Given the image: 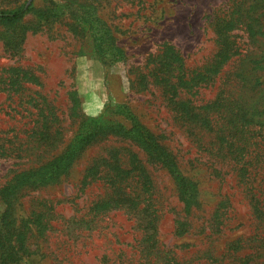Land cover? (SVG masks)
<instances>
[{"label": "rangeland", "instance_id": "obj_1", "mask_svg": "<svg viewBox=\"0 0 264 264\" xmlns=\"http://www.w3.org/2000/svg\"><path fill=\"white\" fill-rule=\"evenodd\" d=\"M23 5L20 18L0 19L5 262L264 264L252 199L264 194V69L252 62L264 60V0H0V11ZM225 52L211 85L181 82ZM225 91L231 113L218 106ZM120 112L174 154L193 196L178 197ZM227 115L246 137L235 157L200 125Z\"/></svg>", "mask_w": 264, "mask_h": 264}, {"label": "trees", "instance_id": "obj_2", "mask_svg": "<svg viewBox=\"0 0 264 264\" xmlns=\"http://www.w3.org/2000/svg\"><path fill=\"white\" fill-rule=\"evenodd\" d=\"M28 9H29L28 5L27 6L23 5V6L19 7L18 9H15V10L0 11V19L10 21L13 19L20 18ZM226 45H228V43ZM224 48H226V46ZM227 59H228V55L226 52L223 54H216L215 58L212 59L210 64H207L204 67L199 69L197 75H195V76L189 75L186 80L181 79V82H183V83L189 82L190 83V82H193L194 79L196 78L195 80H198L196 83L200 84V86H209L214 81V74L216 72H218L219 67ZM166 61L171 62L170 59H168ZM170 62H165V63H161V64L162 65H164V64L168 65V63H170ZM252 62L254 64L255 69L256 68L257 69H264L263 58H261V57L260 58H254V60ZM180 66H182V65L180 64ZM178 69H179V67H178ZM161 79L165 80V82L167 83V86H175V83H173L174 81H171L169 79L168 73H164V76ZM224 96H225L224 99H226L225 102L218 104V106L221 109L220 112L225 111V112L231 113L233 109H238V106L235 103V101L230 99L231 95L229 94V92L225 91ZM215 107L218 108L217 107V101L209 102V103H206L203 105L204 109L214 110ZM193 108H194L193 104L192 105L189 104V110H192ZM119 114L123 115L124 117L126 116V114H124V112H120ZM126 118H128L131 122V127L128 129V131H130V132L133 131L140 137V139L142 140L144 147L146 149V153L148 154V156L152 160V162L158 164L159 166H162L163 168H166L170 172L171 176L173 177V179L176 182L178 197L182 200H185L187 197L193 196L197 191L196 185L192 180H190V178L188 176H185L182 174V172L180 171V169L177 165V161L175 159L174 154L166 147V145L164 143H162V141L160 139L156 138V136L152 133L151 130L144 127L136 118H135V120L133 118L131 119L129 116H126ZM222 120H223V117H222ZM233 120H232V118H229L227 115V116H225L224 121L223 122L221 121L220 127H222V129H224L223 130L224 132L221 130V128L217 124L219 121V119L217 117L215 119H211V120L208 119L207 117L205 119L203 118L202 121L200 120V125L202 127H204L207 130L214 132L215 138L218 140V143L219 142L221 143L220 147H219V151L225 157H227V156L231 157L234 153L239 152L238 148H240V147L244 148V146H241V143H242L241 141H245V139H246V137H243L242 133L239 134V136L237 135L238 130H236V129H239V128L235 124L236 119H235V123H233ZM242 120L243 121H249V120H247V118H243ZM233 127H234V129L231 131V128H233ZM215 128H217V129H215ZM91 135H92L91 133L87 134L86 136L79 138L76 142H73V144H71L72 149L65 150L62 153V155H63L62 157H56L55 158V160H54L55 164H57L59 161H61L63 159H67L71 154L80 151L82 149V147L84 146V144L88 142ZM233 157H235V154ZM233 157H232V159H233ZM240 161H241V158L236 163H239ZM56 170L59 171V168H57ZM86 171H88V168ZM239 172H240L241 178L244 179L245 181H248V183H249V179H250L249 171H248L247 167L243 165V162H242V166L239 168ZM22 175H23L22 177H24L25 174H22ZM54 175L58 176L56 174V171H54L52 169V171L50 172V176H54ZM255 191L256 192L259 191V192H258V195L256 193H254L255 195H257L256 198H252L253 199V207H254L253 210L255 212L259 213L258 216H259V218H261L264 216V196H262L264 194L257 187L255 188ZM4 201L6 203V206H8V204L6 202L7 198H5ZM185 225L188 227L187 222L185 223ZM8 231L9 230L6 231L7 235H9ZM10 235H13V238L11 240L13 242H16V235H17L16 232L15 231L10 232ZM6 240H9V238H6ZM4 246L0 245V247L2 249L1 253H0V263L1 264H7L5 262V260H8L10 258V256L7 258L8 251H6V248ZM257 247L260 250L259 256H262V254H264V237L263 236L258 237Z\"/></svg>", "mask_w": 264, "mask_h": 264}]
</instances>
